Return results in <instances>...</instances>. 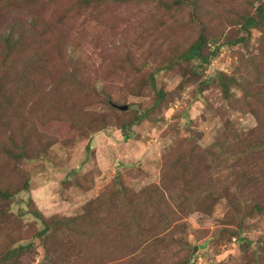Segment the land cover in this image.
<instances>
[{"label":"rangeland","instance_id":"374dc122","mask_svg":"<svg viewBox=\"0 0 264 264\" xmlns=\"http://www.w3.org/2000/svg\"><path fill=\"white\" fill-rule=\"evenodd\" d=\"M17 1L22 7L10 9L26 17L29 7ZM82 1L48 2L40 14L54 39L43 53L60 73L84 74L92 88L86 102L74 89L49 93L42 78L45 92L19 103L6 105L0 95V191L10 194H0V264L27 245L18 264H179L186 257L190 264H264V214L253 211L264 206V143L243 156L216 148L233 135L246 145L264 141V30L232 45L242 34L226 17L246 10L248 0L208 26L209 52L220 51L204 66L180 58L200 29L189 11L163 9L159 0ZM38 50L34 43L36 60ZM151 75L168 93L159 105ZM64 93L73 112H60ZM196 164L206 165L218 194L195 187L206 178ZM154 186L163 197L153 201L147 189ZM164 200L175 213L168 230ZM35 212L51 225L44 234ZM156 234L162 242L151 244Z\"/></svg>","mask_w":264,"mask_h":264},{"label":"trees","instance_id":"16d2710c","mask_svg":"<svg viewBox=\"0 0 264 264\" xmlns=\"http://www.w3.org/2000/svg\"><path fill=\"white\" fill-rule=\"evenodd\" d=\"M0 1L2 2V4H0V95H4L3 98L5 99V104L7 105L9 103L13 105L14 103H19L29 95V92H33L35 94L34 96L45 92V88L41 86V82L38 80L40 78L48 82L47 85L49 88H46V91L49 90V93H57L60 90L65 91V88L69 90L74 89L77 93L83 94L86 102L87 95L92 88L90 86H86V84H84V82L80 79V76H83L84 74L78 71L71 72L66 69L65 73H60V71L64 69L60 71L58 68L56 70L53 69L50 63V57L43 53V49L46 47H52L54 44V39L53 34L49 31H46V14H40L42 13L41 8L43 7L44 9L46 3L56 0L23 1L24 5L29 7V12L27 13L26 17H21L16 11L10 9L11 5H15L18 8L22 7L17 4V0ZM102 1L103 0H94V5ZM229 1L232 3H224L223 0H213V4L209 5L207 0H171V3L165 0H159V5L163 9L189 11L194 17V24H197L200 27L193 42L188 47L187 51L180 57L182 60L185 62H193L194 60L199 61L201 63L200 65L204 66L205 64L210 63V61L219 54V46L216 47L217 50L209 52L212 44L208 40L207 31L208 26L214 27L216 25L214 23L221 18L225 10L231 9L230 7H232L236 0ZM82 2L84 4L93 3L92 0H83ZM242 7L248 8L240 12H231L232 16H226L227 19L229 21L231 20L233 25L238 28V33L242 34V36L231 42L232 45L248 43L252 36V30H264V0H248L247 2L243 1ZM38 10L39 12H37ZM25 19H30L29 23H25ZM220 21L226 20L222 18ZM239 34L237 36H239ZM34 43L39 46V50L37 51V60L33 57L32 53ZM206 51L209 54H205ZM36 65L38 66L36 67ZM25 69L30 73V75H26L23 78H18L22 76ZM232 82L233 80L229 79V83ZM147 85L153 88L157 96L156 103L159 105L166 98L168 93L157 89L154 75H151L150 78H148ZM221 87L225 95L228 96L229 90L226 85L223 84V82L221 83ZM59 102L61 105L60 112H73V110L76 108V103L68 101L65 93L60 95ZM55 106V104H52V107ZM131 126V123L124 124L122 126V128L127 131L124 135L125 139H130ZM230 138L231 139L229 142L227 140H222L216 145V148H220L219 151L221 155L229 153L230 149L232 151L231 155L238 154L239 156H243L246 155L252 148L261 146L264 143V141H262L257 144L249 143L246 145V141L242 143L241 137H237V135L230 136ZM227 145L229 149L227 148ZM5 152L6 155L11 159L17 158L14 153L11 152V150H6ZM214 152L215 149L211 148L208 151V154L212 155ZM25 155V151L18 154L20 158L27 157V155ZM174 161L176 160L171 159L170 163ZM174 165L175 163L168 167L169 171H173L175 169L176 165ZM195 167L200 166L196 164ZM200 168H197L196 171H200L201 173L204 171V174L206 175L205 183L196 184L195 187L200 188L205 186V189L218 194L219 190L216 188L218 185L211 183L209 180V172L206 170V165L205 167L202 165ZM187 169L188 168L186 166L183 167L184 172H188ZM173 172H175V170ZM202 176L203 174L200 177ZM184 183H187V179H184ZM147 193L155 194L154 196H151V200L153 201L159 196L163 197V194L159 190L158 186L148 188ZM0 194L3 198H10V194L6 192L0 191ZM161 208L162 210L160 213L163 214V217L160 218H164L168 221L164 222L166 223L165 230H168L170 228L169 225L172 223V215L175 213L173 212L170 203L166 200H164V203H162ZM253 211L255 214L262 215L264 214V206L262 204H256ZM157 212L159 211L157 210L156 213ZM34 215L44 222L45 229L41 233L44 234L51 229V225L42 218L41 214L35 212ZM129 217L133 220L139 219L138 214H134ZM154 232L155 231H153V234ZM237 235L239 242L244 243L246 241V239L241 236L240 231H238ZM133 237H135L134 242L136 244H141L142 239H139L137 236ZM151 237V244L162 242L161 234H156L155 236ZM180 245L181 247H184L188 244H183V242H180ZM30 248L31 246L27 245L19 246L15 249L9 250L2 256L1 264H18L17 260L20 259L21 254ZM179 264H190V258L186 257L184 262Z\"/></svg>","mask_w":264,"mask_h":264},{"label":"water","instance_id":"95a60500","mask_svg":"<svg viewBox=\"0 0 264 264\" xmlns=\"http://www.w3.org/2000/svg\"><path fill=\"white\" fill-rule=\"evenodd\" d=\"M121 110H123V111H125V110H127L128 109V107L127 106H123V107H119ZM197 247L196 248H194V252H196L197 251Z\"/></svg>","mask_w":264,"mask_h":264}]
</instances>
